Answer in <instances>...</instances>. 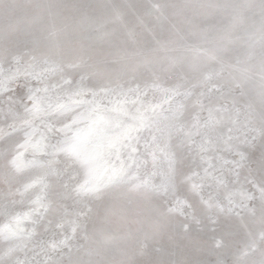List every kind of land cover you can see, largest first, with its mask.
I'll return each instance as SVG.
<instances>
[{
	"label": "rangeland",
	"instance_id": "374dc122",
	"mask_svg": "<svg viewBox=\"0 0 264 264\" xmlns=\"http://www.w3.org/2000/svg\"><path fill=\"white\" fill-rule=\"evenodd\" d=\"M13 14L53 43L0 51V264H264V0Z\"/></svg>",
	"mask_w": 264,
	"mask_h": 264
},
{
	"label": "snow or ice",
	"instance_id": "6c2138e0",
	"mask_svg": "<svg viewBox=\"0 0 264 264\" xmlns=\"http://www.w3.org/2000/svg\"><path fill=\"white\" fill-rule=\"evenodd\" d=\"M52 43L51 34L38 31L34 26V22H30L17 14L9 16L7 20L0 17V51L5 53V55H12L14 48L23 47L25 52H29L38 48L48 47ZM53 131L55 132V128H53ZM247 135L253 141L260 140V163L261 168L264 169V124H261L258 128H249ZM248 147L254 150L257 145L253 142ZM241 157L242 159H247V154L241 153Z\"/></svg>",
	"mask_w": 264,
	"mask_h": 264
}]
</instances>
